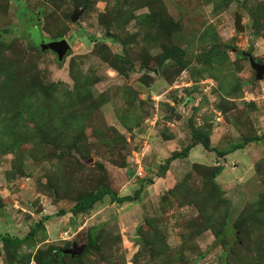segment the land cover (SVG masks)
I'll list each match as a JSON object with an SVG mask.
<instances>
[{"label": "rangeland", "instance_id": "1", "mask_svg": "<svg viewBox=\"0 0 264 264\" xmlns=\"http://www.w3.org/2000/svg\"><path fill=\"white\" fill-rule=\"evenodd\" d=\"M241 50L264 63V0H0V234L43 222L0 264H264V138L163 168L264 134ZM101 187L141 192L70 211Z\"/></svg>", "mask_w": 264, "mask_h": 264}, {"label": "trees", "instance_id": "2", "mask_svg": "<svg viewBox=\"0 0 264 264\" xmlns=\"http://www.w3.org/2000/svg\"><path fill=\"white\" fill-rule=\"evenodd\" d=\"M19 30V29H18ZM39 33V32H37ZM36 33V34H37ZM40 34V33H39ZM173 51H179L177 49H173ZM180 52V51H179ZM235 54L238 56L242 55L241 51H237L235 52ZM116 60L119 62V60L122 59V56H120V54H115ZM262 138H264V134L260 135V136H246L243 137L242 141H235L231 144L230 148L226 149V150H217L214 147H212L209 143V139L206 135H196L194 137V142L191 145H187L184 149L175 152L174 154H172L170 157H168L165 161L164 164V170L167 169V165L168 163H170L173 159L175 158H184L188 155L189 150L196 144L200 143L203 145V147L205 149H208L210 151H215V153L218 156H223L226 155L230 152H233L235 150L238 149H243L248 143L253 142V141H259ZM222 171V167L218 166L215 170V172L213 173L212 177L214 178L216 175L220 174V172ZM152 180H149V182ZM141 192V187H139L138 189H136L133 194H127V195H122V196H118L117 194H115L111 189H109L108 187H101L99 189H97L96 191H94L93 193L89 194L88 196L78 200L71 208L70 211L77 213L80 211H83L85 209H89L92 207V205L100 200H102L106 195L109 196L110 201L111 202H116V203H124V202H131L134 201L138 198L139 194ZM59 214H62V211L58 212ZM44 218V217H43ZM43 222L39 221L37 225L32 226L29 230V233L27 234V236L23 237V238H19V237H13L9 234H0V242L5 245V246H9L11 244H19L21 243L23 240H25L26 238L32 236V234L35 232L36 227L39 225H42ZM139 244H141L139 242Z\"/></svg>", "mask_w": 264, "mask_h": 264}, {"label": "water", "instance_id": "3", "mask_svg": "<svg viewBox=\"0 0 264 264\" xmlns=\"http://www.w3.org/2000/svg\"><path fill=\"white\" fill-rule=\"evenodd\" d=\"M76 17L72 16V20H75ZM235 26L238 30H244V26L241 24V19L236 18ZM39 37V41L37 46L41 50H50L55 53L57 60L63 62L65 57L67 56L70 50V44L64 37L59 38H50V37H42L39 33L36 34ZM241 53L248 58V62L251 68L254 70L255 79H263L264 78V63L258 62L248 51H242ZM83 246L73 245V248L68 249V252L71 254H79L81 253Z\"/></svg>", "mask_w": 264, "mask_h": 264}]
</instances>
